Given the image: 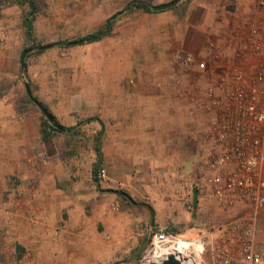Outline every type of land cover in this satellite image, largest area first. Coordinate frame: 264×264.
Listing matches in <instances>:
<instances>
[{"label":"rangeland","instance_id":"1","mask_svg":"<svg viewBox=\"0 0 264 264\" xmlns=\"http://www.w3.org/2000/svg\"><path fill=\"white\" fill-rule=\"evenodd\" d=\"M134 1L157 7L176 0H36L38 10L33 23L35 44L25 38L22 29L26 7L12 0L0 1V118L10 114V171L0 175V264L83 262L77 259L79 255L70 256V252L68 256L60 254L62 246L56 250L53 245L42 244L44 241L30 245L24 232L17 229L25 224L23 220L20 223V218L27 217L28 199L34 192L44 196L50 195L48 190L53 194L54 188H62L68 195L82 194L84 203L77 205L83 214L94 220L93 228L102 237L101 246L110 243L107 235L111 232L98 223L97 214L101 209L113 215L119 209V205L112 202V197L104 190L131 195L126 191L128 187L123 180L109 182L103 159L98 167L99 172L105 175L104 179L96 187L92 178V165L96 161L93 141L98 131L102 130L97 121H102L107 113L102 111L101 103L92 102V99L96 95L102 97L104 88H108L101 86V76L103 71L110 70L108 58L102 63L97 52L108 46L105 44L108 39L95 45L80 43L69 46L68 43L80 41L81 37L95 32L107 19H111V57H117L113 59L114 67L123 70L121 65L125 66L127 61L138 57L140 45H143L146 54L154 52L169 56L173 38L183 36L188 29L202 28L205 23L214 29L211 35L217 36L233 16L252 14L259 0H177L174 7L155 13L136 9L128 11L127 5ZM120 12L123 13L119 15ZM54 43H60L62 47L39 50L40 46ZM26 49H31V52L26 55L21 69L20 57ZM169 64L172 65V59ZM172 69L166 67L164 73L172 75ZM25 83L30 86L32 96L52 114L57 126H77V133L70 135L50 130L47 126L49 121L27 97ZM90 118H97V121L86 123ZM200 122L201 127L194 129L192 134L188 155L175 160V172L145 175L149 178V189L140 192V196L132 193L138 206L127 207L128 213L123 215L132 227L129 233L127 229L123 230L121 239L124 241L118 244L121 247L118 252L111 253L106 261L96 259L91 264H144V258L149 254L151 235L158 230L150 224L149 207L156 201L163 202V198L171 197L172 201L183 205V209L189 210L187 205L191 207L194 202V188L197 190V209L194 211L202 222L197 224L196 231H190L189 226L182 223L175 228L169 227L170 233L208 235L217 226L244 220L254 226L256 248L264 256V209L254 216L249 206L240 204L230 212H222L207 193L202 177L205 158L198 142L199 135L206 129L207 120L204 117ZM1 157L0 168L6 161ZM134 177L132 175L131 179ZM158 182L167 183L173 192L159 191ZM176 186H180L181 190L178 188L177 191ZM41 209L42 206L33 205L32 217ZM190 209L193 210L192 207ZM195 221L198 223V220ZM124 225L127 227V224ZM134 233L140 236L132 239ZM130 236L131 239H128ZM53 237L51 242H54ZM147 240L149 243L141 254L128 261Z\"/></svg>","mask_w":264,"mask_h":264},{"label":"crops","instance_id":"2","mask_svg":"<svg viewBox=\"0 0 264 264\" xmlns=\"http://www.w3.org/2000/svg\"><path fill=\"white\" fill-rule=\"evenodd\" d=\"M209 27L205 23L202 28L195 29L196 31L188 29L183 36L173 38L170 43L172 53L169 56L154 52L146 54L143 45H140L137 50L138 57L134 61H127L125 66L121 65L123 70L114 67L113 59L116 60L117 57H111V34L96 43L88 44L95 45L108 39L105 43L108 46L103 47L102 52H97L102 63L108 58L110 70L103 71L101 76V86L108 88H104L102 97L96 95L92 102L101 103L102 111L107 112L102 121H97L102 126V137L99 139L103 163L107 165V179L110 183L123 180L128 187L126 191L131 195L125 193L128 197L126 198L117 193L120 191L104 190V193L112 197V202L119 205V209L113 215L101 209L97 214L98 223L111 232L107 235L110 243L101 246L102 237L93 228L94 220L83 214L77 205L84 203L82 194L71 196L62 188H54L53 194L48 190L50 195L44 196L34 192L28 199L25 210L27 217L20 218V223L23 220L25 224L17 228L28 237L30 245L44 241L42 244L53 245L56 250L59 249L58 246H62L60 254L68 256L70 252V256L79 255L77 259L83 261L81 264H91L96 259L106 261L111 253L118 252L121 248L118 244L124 241L121 239L123 230L127 229L129 233L132 227L123 215L128 213L127 207L138 206L132 193L140 196V192L149 189V178L145 175L173 174L175 160L188 155L194 129L201 127L200 121L205 116L192 110L188 103L180 100L174 93V71L169 62L175 51L199 53L203 50L207 34L211 35L214 31ZM166 67L172 69V75L164 73ZM0 155L6 159L5 162L2 161L1 175L10 171L9 113L0 118ZM132 175H135L133 179ZM144 182L147 183L143 184ZM157 185L159 191L173 192L167 183L158 182ZM176 187L177 191L178 188L181 190L180 186ZM36 204L42 206V209L32 217L31 208ZM196 205L192 202L193 210L190 205H187L189 210H185L183 205L172 201L171 197L163 198V202L156 201L151 204L154 216L150 224L154 228H165L168 231L185 223L190 231H196L195 227L202 222L194 211L197 209ZM138 236L139 233H134L132 239H137ZM51 237L54 242H51ZM127 238L131 239V236Z\"/></svg>","mask_w":264,"mask_h":264},{"label":"built area","instance_id":"3","mask_svg":"<svg viewBox=\"0 0 264 264\" xmlns=\"http://www.w3.org/2000/svg\"><path fill=\"white\" fill-rule=\"evenodd\" d=\"M172 67L175 95L207 120L198 142L208 195L222 212L245 204L257 215L264 209V0L252 14L230 18L219 35L207 34L199 53H174ZM169 256L179 264H264L244 220L208 235L158 229L144 264Z\"/></svg>","mask_w":264,"mask_h":264},{"label":"trees","instance_id":"4","mask_svg":"<svg viewBox=\"0 0 264 264\" xmlns=\"http://www.w3.org/2000/svg\"><path fill=\"white\" fill-rule=\"evenodd\" d=\"M12 1H13V3H17L18 5H20L22 7H24V6L26 7V12H24L23 17H22V29H23V33H24L25 38L28 41H30L32 44H35L37 40L34 37L33 23L36 19L37 10H38V5H37L36 0H12ZM184 1H189V0H184ZM126 9L128 11L136 9V10H141V11L146 12V13H155L154 7L151 6L149 3H146L143 1L131 2L127 5ZM156 12H158V11H156ZM112 25H113V21L111 19H107L104 22V24L99 29H97L95 32L84 35L83 37H81L80 38L81 43L92 44V43H96V42L100 41L101 39H103L104 37L108 36L111 33ZM41 47H43V46H40V48ZM48 47H62V44L54 43ZM29 50L31 52V49H29ZM48 121H49V123L46 122L47 126L52 131L64 132V133H67L70 135L77 133L76 132L77 126L68 127V128H63L61 126H57L56 125L57 122H55V119L53 116H52V120H48ZM92 121H97V120L94 118H90V119L86 120V123H90ZM101 134H102V130L98 131L96 137L94 138V144H95L94 152L96 154V161L92 165V178H93L94 183L96 184V187H98V185H97L98 180H97L96 176L100 171L98 166L102 161V154H101V149H100V139H99ZM194 203H197V190H196V188H194ZM149 210H150V216H151L150 220L152 221L153 216H154V212H153L152 208H150V207H149ZM257 250H258V248H257ZM258 251L261 252L260 250H258Z\"/></svg>","mask_w":264,"mask_h":264},{"label":"water","instance_id":"5","mask_svg":"<svg viewBox=\"0 0 264 264\" xmlns=\"http://www.w3.org/2000/svg\"><path fill=\"white\" fill-rule=\"evenodd\" d=\"M178 3V1H173V2H170V3H167V4H163V5H160V6H157V7H154V10L155 11H159V10H166V9H170L172 7H174L176 4ZM123 12H120V14H122ZM113 19V18H112ZM81 41H73V42H69L68 45L69 46H72V45H78L80 44ZM48 48V46H43L40 48V50H44ZM30 52L29 49H26L23 51V53L21 54V57H20V67L21 69L24 67V59L26 57V55ZM25 90H26V94L28 96V98L38 107V109L40 110V112L44 115V117L47 119V120H52V115L50 114V112H48V110L46 109V107L41 104L38 100H36L33 96H32V92H31V88L30 86L25 83ZM119 195L123 196V197H127V195L123 192H117ZM149 243V240H147L146 242H144L143 244H141L140 247H138L132 254V256L128 259V261L130 260H133L134 258H136L139 254H141V252L144 250V248L148 245ZM162 264H179L178 261H176L174 259L173 256H169L167 258V260H165Z\"/></svg>","mask_w":264,"mask_h":264},{"label":"bare ground","instance_id":"6","mask_svg":"<svg viewBox=\"0 0 264 264\" xmlns=\"http://www.w3.org/2000/svg\"><path fill=\"white\" fill-rule=\"evenodd\" d=\"M153 261L154 260L151 258V259L148 260V263L147 264H153Z\"/></svg>","mask_w":264,"mask_h":264}]
</instances>
